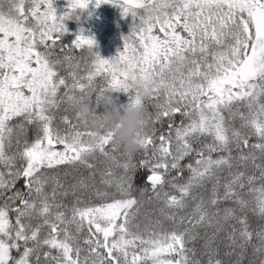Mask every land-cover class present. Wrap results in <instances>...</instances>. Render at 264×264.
<instances>
[{
	"label": "snow or ice",
	"instance_id": "1",
	"mask_svg": "<svg viewBox=\"0 0 264 264\" xmlns=\"http://www.w3.org/2000/svg\"><path fill=\"white\" fill-rule=\"evenodd\" d=\"M94 2L131 20L116 56L64 39L93 0H0V264H264V0ZM78 100L142 107V158Z\"/></svg>",
	"mask_w": 264,
	"mask_h": 264
},
{
	"label": "clouds",
	"instance_id": "2",
	"mask_svg": "<svg viewBox=\"0 0 264 264\" xmlns=\"http://www.w3.org/2000/svg\"><path fill=\"white\" fill-rule=\"evenodd\" d=\"M75 110L94 130L112 131L117 147L125 156L134 157L142 151V131L150 127L149 115L142 107L122 109L112 104L102 114L96 115L86 100H78Z\"/></svg>",
	"mask_w": 264,
	"mask_h": 264
},
{
	"label": "rangeland",
	"instance_id": "3",
	"mask_svg": "<svg viewBox=\"0 0 264 264\" xmlns=\"http://www.w3.org/2000/svg\"><path fill=\"white\" fill-rule=\"evenodd\" d=\"M68 0H55V7L58 14H63L67 10ZM118 7L112 4H103L99 8L95 7V2L89 6L87 11L79 13V21L72 19L67 21L68 32L65 36H69L72 40L80 28L85 30L88 35H93L98 42L99 47L104 50L105 58L118 55L123 49L124 41L119 39L118 35H127L131 30L130 18H124L122 13L118 11ZM127 22V28H121ZM64 36V37H65Z\"/></svg>",
	"mask_w": 264,
	"mask_h": 264
},
{
	"label": "trees",
	"instance_id": "4",
	"mask_svg": "<svg viewBox=\"0 0 264 264\" xmlns=\"http://www.w3.org/2000/svg\"><path fill=\"white\" fill-rule=\"evenodd\" d=\"M118 11L121 12L120 9H118ZM121 24H123L122 27H121L123 29H126L128 27L126 25L127 22H124V23H121ZM129 27H131V24L129 25ZM129 31H130V28H129ZM118 38L122 39V36L118 35ZM64 39H65L66 42H69V43L72 40V38H70L69 36H65ZM98 51H99L100 55L105 58V54H104L103 48L99 47ZM109 57H111V56H109ZM98 83H103V81H98ZM128 95L129 94H125V93H122V92L121 93H114V96L118 97V102L119 103H127L128 102ZM65 108H67V105H62L61 109L59 110V112H57V123L59 124V126L62 129L64 127H66V126L63 125L62 123H60V121H59V117L60 116L68 115L73 120V122H75V113L72 110H68L67 112H65ZM99 111H103V109H100ZM150 127H151V125H150ZM142 156H143V153H142V151H140L139 153H137L133 157V159H134V161L138 162L142 158ZM100 166L103 167V165H100ZM117 171L120 172L121 170L117 169ZM147 174L148 173H147L146 170H141L138 167L137 174H136L135 179H134L133 191L138 196V198L141 200L142 213L149 212V211H151L152 209H154L156 207L155 202H153L152 204L147 203L148 195L150 194V189H149L148 193H145L142 196L140 195V191H141L142 188H149V186L146 183H144V180H145Z\"/></svg>",
	"mask_w": 264,
	"mask_h": 264
}]
</instances>
